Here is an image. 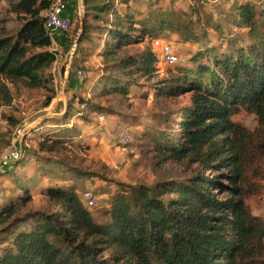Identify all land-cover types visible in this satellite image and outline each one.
I'll return each mask as SVG.
<instances>
[{
  "label": "trees",
  "instance_id": "obj_1",
  "mask_svg": "<svg viewBox=\"0 0 264 264\" xmlns=\"http://www.w3.org/2000/svg\"><path fill=\"white\" fill-rule=\"evenodd\" d=\"M191 1L195 12L205 9L200 0ZM53 2L0 0V101L6 104L13 97L3 81L54 87L51 70L58 59L44 15ZM159 2L85 0L77 49H89L97 36L104 43L105 67L89 98L77 97L78 107H68L61 121H47L53 130L42 135L39 150L61 154L65 171L42 168L46 187H20L0 207V264H264V220L246 204L264 158V0H234L220 16L216 10L223 4L211 3L214 17L233 18L243 40L232 35L226 51L206 46L188 63L179 58L164 71L157 67L153 40L169 33L186 43L199 39L188 14ZM133 3L146 7L145 14L137 16ZM204 13L211 27V15ZM71 16L74 22L80 18ZM139 79L167 111L157 120L171 126L139 136L143 154L151 162L186 167L180 175L162 173L152 185L111 179L105 165L89 171L70 155L83 143L76 141L81 128L69 121L78 117L89 125L92 116L127 117L125 100L141 86ZM183 95H190L189 103L169 111L174 108L167 101ZM54 98L49 95L45 106ZM243 111L254 114L260 128L251 132L236 122ZM95 179L115 186L99 211L82 201V187ZM216 190L228 196L219 198ZM36 192L58 209H32Z\"/></svg>",
  "mask_w": 264,
  "mask_h": 264
},
{
  "label": "rangeland",
  "instance_id": "obj_2",
  "mask_svg": "<svg viewBox=\"0 0 264 264\" xmlns=\"http://www.w3.org/2000/svg\"><path fill=\"white\" fill-rule=\"evenodd\" d=\"M224 1L218 0L216 5H222ZM252 1L258 3L262 0ZM70 2L69 13L75 15L77 2L76 0H70ZM233 2L234 0H229L226 4L218 7L216 11L219 16L225 13ZM158 4L163 9L183 11L188 14V19L192 21L190 27L199 41L186 43L176 33H169L168 37H163L164 40H168L174 45L180 54V59L182 58L181 62L183 58L186 59L185 62L187 60L190 61L198 51L210 45L218 48L222 47L221 51H226L228 41L235 39L232 38V35L243 40V31L236 29L233 18L219 20L218 16L217 18L214 17L213 13L210 12L211 2L205 0V4L202 5L205 9L201 11V7L196 10L197 13L193 10L194 2L189 0H160ZM121 7H123L122 9L126 8V6ZM132 9H138L139 14L137 16L144 15L146 11V7H140V5L137 7V4L134 3ZM207 11L209 12L208 16L210 17L211 15V20L209 21V23L211 22V27L205 24V19L208 18L204 12ZM200 13L203 14L201 19L197 15ZM82 20L83 18L81 17L75 18L73 37L71 39H67L59 33L55 34L56 43L53 45V51L57 52L58 60L51 70L53 77H55L52 89H29L23 86L22 83L13 85L3 81L9 87L13 98L9 104L0 101V152L11 145L15 135L24 132V138L20 141L24 155L16 163L12 172L0 177V207L10 197H14L20 187L33 186L35 184L46 187L48 181L41 174L42 168L48 167L57 171H65L66 169L61 162L62 155L41 152L39 150V142L43 134H48V131L51 132L53 130L52 122L49 124L47 121L50 122L55 119L61 121L60 118L67 112L68 107H78L77 97H90L89 94L99 81L105 67V60L101 56L105 51L104 43L97 36H94L96 40L89 45V49L87 48L88 46H84L83 49H77V44L82 34ZM148 45L150 46L147 43L131 47L130 49L132 51L144 49ZM176 67L172 68V72L177 71ZM78 69H82L85 73L83 80L77 76L76 71ZM138 83L141 86L134 90L130 98L125 100L130 110L127 117L92 116L94 124L89 125L79 121L78 117H74L69 121V126L77 124L81 128L82 136L78 137L76 141L80 140L83 143L82 149L81 147H75V150H72L73 152L70 155L75 154L81 167L89 171H97L105 165L108 168V177L111 179L129 185H135V183L152 185L161 178L162 173L180 175L184 173L186 167L177 163L159 164L158 160L151 162L143 154L146 148L138 144V137L147 136L148 134L153 135L158 130H170L171 126L166 122L157 120V115L167 113V111L154 96L153 88L147 86L149 83L143 79H139ZM49 95H54L55 98L51 105L46 107L45 103ZM189 99L190 95H183L167 101V105L174 108L169 109V111H174L176 108L188 104ZM104 103L103 105L106 104ZM7 117L14 119V123L9 121ZM234 120L241 123L251 132L260 128L257 117L245 111L235 117ZM124 126H128L132 131V140L129 144H123L121 140ZM256 171L259 174L257 177H253V187H249L251 191L247 190L249 194L246 204L250 207L253 215L264 220V158ZM14 175L15 179L12 178ZM87 189L92 190L99 197L97 209L100 208L97 211L103 209L115 193L114 184L103 180L87 181L82 190ZM214 193H217L219 198L228 196L218 190L214 191ZM34 194V200L31 204L32 209L51 211L58 209L55 204L51 203L49 199L43 197L39 192Z\"/></svg>",
  "mask_w": 264,
  "mask_h": 264
},
{
  "label": "built area",
  "instance_id": "obj_3",
  "mask_svg": "<svg viewBox=\"0 0 264 264\" xmlns=\"http://www.w3.org/2000/svg\"><path fill=\"white\" fill-rule=\"evenodd\" d=\"M206 1L214 3L218 0ZM76 2V13L81 17L85 9V0H76ZM70 3V0H54L51 7L44 13L46 18V28L53 40V43H56V33L62 34L67 39H71L73 37L74 20L69 13ZM198 4L200 6L204 5L205 0H200ZM151 44L152 47L159 53V62L157 67L160 71H164L166 68L178 63L180 58L179 52L170 41L155 39ZM76 73L79 79L83 80L85 78V73L82 69H78ZM22 138H24V132H20L15 135L11 145L0 152V177L12 172L16 163L24 155L23 147L20 146ZM121 140L123 144H129V142H131L132 131L128 126L123 127ZM82 201L90 209H95L99 205V197L92 190H86L82 193Z\"/></svg>",
  "mask_w": 264,
  "mask_h": 264
},
{
  "label": "water",
  "instance_id": "obj_4",
  "mask_svg": "<svg viewBox=\"0 0 264 264\" xmlns=\"http://www.w3.org/2000/svg\"><path fill=\"white\" fill-rule=\"evenodd\" d=\"M81 18H83V14L81 15ZM75 44H76V41H75Z\"/></svg>",
  "mask_w": 264,
  "mask_h": 264
},
{
  "label": "crops",
  "instance_id": "obj_5",
  "mask_svg": "<svg viewBox=\"0 0 264 264\" xmlns=\"http://www.w3.org/2000/svg\"><path fill=\"white\" fill-rule=\"evenodd\" d=\"M70 15H72V13H70Z\"/></svg>",
  "mask_w": 264,
  "mask_h": 264
},
{
  "label": "bare ground",
  "instance_id": "obj_6",
  "mask_svg": "<svg viewBox=\"0 0 264 264\" xmlns=\"http://www.w3.org/2000/svg\"><path fill=\"white\" fill-rule=\"evenodd\" d=\"M81 8H82V5H81Z\"/></svg>",
  "mask_w": 264,
  "mask_h": 264
}]
</instances>
